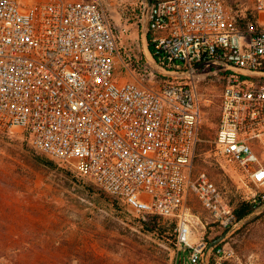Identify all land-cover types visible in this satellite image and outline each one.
Segmentation results:
<instances>
[{
  "label": "built area",
  "instance_id": "obj_1",
  "mask_svg": "<svg viewBox=\"0 0 264 264\" xmlns=\"http://www.w3.org/2000/svg\"><path fill=\"white\" fill-rule=\"evenodd\" d=\"M234 1H146L156 57L131 68L101 0H0V133H25L133 215L176 219L170 264H236L226 243L208 249L193 235L186 209L193 194L221 226L238 221L209 176L193 173L205 75L223 79L217 153L255 186L253 201L264 198L254 149L264 151V0L242 20Z\"/></svg>",
  "mask_w": 264,
  "mask_h": 264
},
{
  "label": "rangeland",
  "instance_id": "obj_2",
  "mask_svg": "<svg viewBox=\"0 0 264 264\" xmlns=\"http://www.w3.org/2000/svg\"><path fill=\"white\" fill-rule=\"evenodd\" d=\"M240 1L241 10L248 11L252 0ZM101 2L118 38L122 58L131 68L147 62L146 1ZM116 71L132 79L125 74L120 60ZM222 87L219 73L205 75L198 82L201 117L193 173H206L233 208L239 200H252L255 186L235 163L217 153L214 137ZM27 140L20 131L0 133V231L13 236L7 241L11 247L26 245L35 251L18 255L20 260L32 264H170L176 223L172 229L169 225L176 219H142L129 213L120 200L71 167L57 163L48 168L37 162L28 150ZM254 149L264 163L263 148L255 145ZM255 202L259 205L255 211L237 219L236 225L224 227L196 196L188 194L186 209L193 235L209 243L212 237L224 233L222 244L232 248L236 264H264V198H256ZM121 212L125 220L118 217ZM142 221L151 223L145 225ZM38 247L44 251H38ZM10 253L0 256V264H11L15 256ZM209 260L207 256L206 263Z\"/></svg>",
  "mask_w": 264,
  "mask_h": 264
},
{
  "label": "trees",
  "instance_id": "obj_3",
  "mask_svg": "<svg viewBox=\"0 0 264 264\" xmlns=\"http://www.w3.org/2000/svg\"><path fill=\"white\" fill-rule=\"evenodd\" d=\"M239 20H242V19H246V18H251V19H254V16L251 14L250 11H247L246 13V16L245 17H240L239 16ZM146 38H147V48L149 50V52L154 56L156 57V54H155V49H154V46L150 40V34L147 33L146 35ZM27 147H28V150L30 151L32 157L37 161L39 162L40 164L48 167V168H54L57 166V162H55L54 160L50 159V158H47L46 156H44L43 154L35 151L29 144L28 140H27ZM117 200L114 199L113 200V203L115 205H117ZM259 205L256 204L255 201H252L251 199H243V200H239L238 202H236L235 204H233V212L235 214V217L236 219H243L245 217H247L250 213H252L253 211H255V209L258 207ZM118 217L121 218L122 220H125L124 219V216H123V213L121 212L120 214H118ZM151 217H154V216H151ZM173 219V218H172ZM150 221H153V218L150 219ZM151 222H144L142 221V224H149ZM175 223L174 221H172L169 225L170 229H172L174 226H175ZM13 236L8 233L7 231L5 230H1L0 231V240H1V244H0V256L2 257H6L7 253L8 252H11L10 254H12L13 252V255L15 256L14 258H11L10 259V262L11 264H32L28 261H25V260H20V258L18 257V255L20 254H27V253H34L35 251L32 250L31 246H26V245H22V248L20 247H11L10 244L7 243L8 240H10V238H12ZM217 236H214L212 237L209 242L211 240H213L214 238H216ZM223 243V239L217 243L216 245H219V244H222ZM215 245V246H216ZM38 251L40 252H43L44 249L41 248V247H38ZM30 253V254H31ZM39 253V252H38ZM40 264H44L42 261L39 262Z\"/></svg>",
  "mask_w": 264,
  "mask_h": 264
},
{
  "label": "water",
  "instance_id": "obj_4",
  "mask_svg": "<svg viewBox=\"0 0 264 264\" xmlns=\"http://www.w3.org/2000/svg\"><path fill=\"white\" fill-rule=\"evenodd\" d=\"M147 1V3H149L150 2V0H146ZM224 233L223 234H221V235H219V236H217L216 238H214L213 240H211L209 243H208V249L209 248H212L213 246H215L217 243H219L222 239H223V237H224Z\"/></svg>",
  "mask_w": 264,
  "mask_h": 264
},
{
  "label": "bare ground",
  "instance_id": "obj_5",
  "mask_svg": "<svg viewBox=\"0 0 264 264\" xmlns=\"http://www.w3.org/2000/svg\"><path fill=\"white\" fill-rule=\"evenodd\" d=\"M145 43V42H144Z\"/></svg>",
  "mask_w": 264,
  "mask_h": 264
}]
</instances>
